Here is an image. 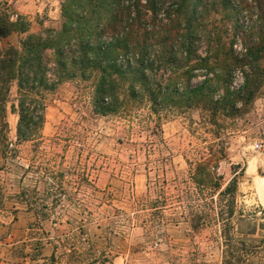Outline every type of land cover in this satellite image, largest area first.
I'll use <instances>...</instances> for the list:
<instances>
[{
    "label": "rangeland",
    "instance_id": "rangeland-1",
    "mask_svg": "<svg viewBox=\"0 0 264 264\" xmlns=\"http://www.w3.org/2000/svg\"><path fill=\"white\" fill-rule=\"evenodd\" d=\"M63 1L0 0V15L28 22L0 48L60 30ZM94 84L69 79L47 92L41 136L20 143L12 84L0 264H224L220 207L206 217L211 190L193 179L200 163L221 190L236 177L234 232L252 243H235L233 258L264 264V88L248 111L215 123L198 108L154 112L147 101L100 114Z\"/></svg>",
    "mask_w": 264,
    "mask_h": 264
},
{
    "label": "trees",
    "instance_id": "trees-1",
    "mask_svg": "<svg viewBox=\"0 0 264 264\" xmlns=\"http://www.w3.org/2000/svg\"><path fill=\"white\" fill-rule=\"evenodd\" d=\"M61 10L60 30L0 48V161L16 150L8 121L14 82L19 143L41 136L45 94L69 79H94L100 114L147 101L154 112L198 108L215 123L248 111L263 91L264 0H64ZM27 31L28 22L0 15V39ZM202 166L193 179L211 190L206 217L220 207L224 264H238L235 243L252 241L234 232L236 177L221 190V177Z\"/></svg>",
    "mask_w": 264,
    "mask_h": 264
},
{
    "label": "bare ground",
    "instance_id": "bare-ground-1",
    "mask_svg": "<svg viewBox=\"0 0 264 264\" xmlns=\"http://www.w3.org/2000/svg\"><path fill=\"white\" fill-rule=\"evenodd\" d=\"M256 161H257V160H256ZM254 167H255V160L251 161V165H250L249 168H250L251 170H253ZM262 182H264V179H263V178L257 180V185L260 187V189H261V185H262L261 183H262ZM257 185H256V186H257ZM263 185H264V184H263ZM260 195H261V194H260Z\"/></svg>",
    "mask_w": 264,
    "mask_h": 264
},
{
    "label": "built area",
    "instance_id": "built-area-1",
    "mask_svg": "<svg viewBox=\"0 0 264 264\" xmlns=\"http://www.w3.org/2000/svg\"><path fill=\"white\" fill-rule=\"evenodd\" d=\"M260 146V145H259Z\"/></svg>",
    "mask_w": 264,
    "mask_h": 264
}]
</instances>
